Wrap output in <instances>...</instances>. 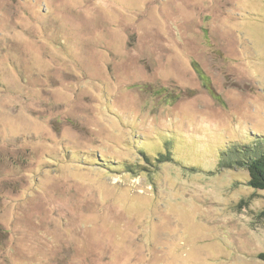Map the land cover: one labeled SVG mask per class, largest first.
<instances>
[{"label":"rangeland","instance_id":"1","mask_svg":"<svg viewBox=\"0 0 264 264\" xmlns=\"http://www.w3.org/2000/svg\"><path fill=\"white\" fill-rule=\"evenodd\" d=\"M254 139L264 0H0V264H264Z\"/></svg>","mask_w":264,"mask_h":264},{"label":"trees","instance_id":"2","mask_svg":"<svg viewBox=\"0 0 264 264\" xmlns=\"http://www.w3.org/2000/svg\"><path fill=\"white\" fill-rule=\"evenodd\" d=\"M254 141V145H246L244 143L233 144L229 155H226V158H222L219 161L218 167L243 168L248 172L247 184L254 189L264 190V141L261 139H254ZM142 155H144L145 160L151 161L150 155ZM171 158L173 156L167 152H160L153 159L158 163H162L171 160ZM127 167V171H133L131 165ZM256 257L264 261V252H259Z\"/></svg>","mask_w":264,"mask_h":264}]
</instances>
